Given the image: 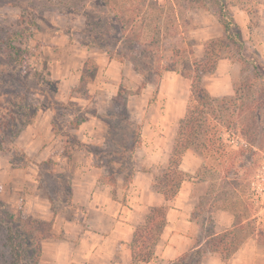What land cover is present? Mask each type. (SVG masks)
Masks as SVG:
<instances>
[{"label":"rangeland","instance_id":"rangeland-1","mask_svg":"<svg viewBox=\"0 0 264 264\" xmlns=\"http://www.w3.org/2000/svg\"><path fill=\"white\" fill-rule=\"evenodd\" d=\"M221 1L231 12L233 7L245 9L249 30L261 27L258 18L263 14L258 7L262 0ZM94 17L105 19L106 25L98 24ZM87 30L103 34L110 50L115 48L121 53L118 55L111 51L108 54L97 44L90 43L93 40L88 42ZM221 36L216 6L211 0H0V108L9 106L11 99L8 95L13 93L28 97L42 110L34 119L38 128L31 127L34 130L27 138L29 143L35 135L42 136L45 141L55 134L52 125L45 129L48 119L52 121L53 116L50 117L46 111L49 108L54 109V122L58 126L67 125L56 136L60 141L53 139L49 143L51 155L40 163L35 156L36 161L30 159L31 162L21 167L24 161L15 157L16 163L11 166L12 158L4 141L5 149L0 151V202L13 215L20 213L43 221L38 218L40 213L33 209L34 202L43 204L45 198L65 197L64 183L58 179V175L62 173L65 176L69 171L63 158L66 155L65 136L61 134L75 133L71 123L77 118H73L77 109L84 112L86 119L92 115L107 116L119 88L124 91L125 108L140 139L162 140L160 147L166 149L175 137L189 97V80L182 77L181 72L202 59L206 45ZM263 38H247L242 34L245 45L257 52L264 65V48L260 50L250 44ZM9 44L29 51L31 57L25 73L12 68ZM139 45L158 51L163 66L159 77L151 75L145 68V73H141L143 76L135 72L137 58L129 50ZM98 55L114 60L116 67L109 69L106 65L98 70ZM120 56H124V60H119ZM244 56L246 60H237L234 52H229L220 57L215 70L204 75L202 83L214 97L241 100L228 117L238 123L243 118L245 127L238 124L237 134L225 133L220 151L215 155L205 154L202 169L188 176L187 181L191 178L206 181L205 195L200 197L192 213L196 230L201 231L204 237L209 231L215 232L212 213L224 208L231 213L234 226L236 222L244 223L220 234L234 231L239 240L244 238V243L251 237L253 227L258 244L264 245V85L252 79L251 58ZM87 59L96 66V72L93 81L82 90L88 97L85 99L81 98L82 92L74 89L79 84ZM108 69L110 75L106 74ZM98 93L101 94L99 100L96 99ZM97 108L104 109L96 113ZM156 123H160L159 129ZM242 130L246 131L244 136L240 134H243ZM90 132L89 138L98 142L92 146L103 147L106 136L104 122ZM38 140L31 146L33 154H41L45 148L39 145ZM152 142L148 147L156 148L158 144ZM57 147L62 153L55 152ZM155 172L159 177L163 170ZM28 174L33 176L36 184L32 181L22 183ZM34 193H39L40 197ZM23 254L14 253L8 241L7 227L0 222V264H29Z\"/></svg>","mask_w":264,"mask_h":264},{"label":"trees","instance_id":"trees-1","mask_svg":"<svg viewBox=\"0 0 264 264\" xmlns=\"http://www.w3.org/2000/svg\"><path fill=\"white\" fill-rule=\"evenodd\" d=\"M216 6L218 19L222 29V36L218 40H212L204 49V56L199 61L193 62L186 70L181 72L182 77L189 80V97L187 101L186 112L178 121L175 132L173 149L171 151L168 164L163 170L162 175L154 177V190L161 194L167 203L165 206L151 208L144 221L135 229L132 243L130 245L132 260L138 262H148L153 257V249L157 244L164 226L166 225V214L169 209L168 203L172 201L183 182L187 181L188 175L180 171L179 167L187 151H193L200 156L205 154H216L220 150L223 143L225 133H232L238 130V124L245 127L244 119L236 122L233 118L228 117L233 113L238 103L241 101L236 97H214L208 93L202 83L204 75L212 73L216 68V63L220 57H224L229 52H234L237 60H246L244 55L250 56L249 64L252 70V79L260 81L264 85V67L260 61L256 51L248 48L243 39L239 25L237 24L232 12L221 0H211ZM98 24L106 25V20L94 17ZM96 23V22H95ZM92 23V25H95ZM97 25V24H96ZM87 41L97 44V47L108 53L117 52L115 48L110 50L106 37L103 34L92 33L87 30ZM99 35V36H98ZM107 36V34H106ZM94 41H97L94 42ZM129 48V53L137 58L134 63L135 72L140 75L148 73L159 77L160 71L163 70L160 55L155 48L144 47ZM9 57L12 58L11 66L14 70L27 71L28 60L31 57L29 51L22 50L14 45L8 46ZM114 51V52H113ZM111 59V55H109ZM119 60H124V56H120ZM185 69V68H184ZM168 70V68H167ZM96 66L91 64L87 59L81 71L79 84L74 91L81 93V98L87 99V95L82 91L91 83L95 77ZM142 73V74H141ZM143 76V75H142ZM26 78V74H24ZM35 80H38L33 76ZM123 89L119 88L117 95L112 99V107L106 116L98 117L106 125V136L104 138L103 147H96L82 143L74 134H61L65 136L64 152L69 155L72 151H83L93 157L95 165L103 167L108 180L112 181L116 176H122L124 182L130 180L133 172V154L135 149L140 145V135L137 128L129 119V113L125 108V98ZM9 106L0 108V151L4 150V141L7 142V152L11 155L10 164L14 165L18 158L25 164L31 162L30 158L17 146L16 140L20 134L28 127L36 118L39 108L34 102L25 96H18L11 93ZM51 125L58 136L67 125L58 126L54 122V109ZM77 117L71 123V129L77 130L79 125L86 121L84 112L80 109L76 110ZM106 119V120H105ZM241 131V130H240ZM245 135L246 131L242 130ZM59 133V134H58ZM4 148V149H3ZM23 163V162H22ZM61 183H64L65 197L49 198L51 201V210L54 215L61 210L62 205L69 206L70 197V176L69 174L58 175ZM0 222L7 227L8 241L16 255L24 253L29 264H39L41 256V243L46 239L53 238L52 222L34 220L25 217L20 213L18 215L11 214L6 205L0 202ZM241 223V222H240ZM243 224L236 222V227ZM251 227L250 236L255 233ZM234 231L225 234L216 235L215 232L209 231L205 237L203 233L199 236L203 244L199 250L184 254L170 264H199L202 254L209 252L218 253L224 261L236 252L242 245V240Z\"/></svg>","mask_w":264,"mask_h":264},{"label":"crops","instance_id":"crops-1","mask_svg":"<svg viewBox=\"0 0 264 264\" xmlns=\"http://www.w3.org/2000/svg\"><path fill=\"white\" fill-rule=\"evenodd\" d=\"M262 2L258 7L263 14L258 18L261 27L255 30L247 28L248 17L245 9L232 8L242 34L247 38L264 37V0ZM259 41L257 43L252 41L250 44L261 50L264 48V38ZM96 61L98 70L106 65L109 69L116 67L113 64H116L114 60L102 55H98ZM109 69L106 71L107 75H110ZM96 99H101V94L98 93ZM103 109L97 108L96 113H101ZM41 111L39 110L36 118ZM46 111L51 117V110ZM35 120L20 134L16 144L30 159H40L37 161L40 163L46 160V156L51 155L49 143L53 139V141L59 139L53 132L50 140L44 141L42 136L35 135L36 137L31 138L32 143L27 142L31 131L37 127ZM47 123L46 130L51 128V120L48 119ZM100 124L102 121L92 115L79 125L74 131L75 135L86 145L98 143L93 142L96 141L95 138L93 140L89 137L90 130L93 132L94 127ZM159 124L156 123L157 129ZM86 132L87 134H84ZM35 138L39 139V145L45 147L41 154H33L34 151L30 150ZM150 142L152 141L141 137L140 145L133 154L134 172L127 182H124L120 175L112 181L108 180L104 168L96 166L93 157L86 152L72 151L63 157L71 182L69 206L62 205L61 210L54 215L48 198L42 200L43 204L34 202L33 205L34 211L40 213L39 219L52 222L54 235L53 238L42 241L39 264H170L186 253L200 249L204 239L198 241L201 240L199 236L202 232L196 230L192 213L200 197L205 195L206 181L191 178L190 181L182 183L176 197L168 203L166 225L153 249L152 259L138 263L132 260L130 245L136 227L144 221L151 208L167 205L163 196L154 190L153 182L156 177L155 170H164L168 164L174 139L166 149L160 147L162 140L153 138L154 144H158L156 148L148 147ZM58 151L57 147L55 152L62 153ZM38 155L43 158H38ZM202 158L193 151H187L180 164V171L188 176L193 175L202 169ZM32 177L31 174L25 175L22 183L28 184V181H32L36 184L37 181L33 182ZM38 194L34 193L36 197ZM212 214L216 235L235 228L233 217L226 209H216ZM257 238L258 236L254 234L244 241L226 261L218 253L209 252L202 256L199 264H264V245H259Z\"/></svg>","mask_w":264,"mask_h":264}]
</instances>
